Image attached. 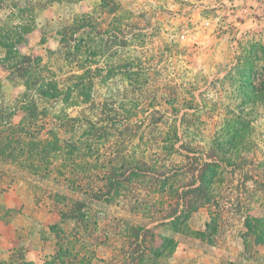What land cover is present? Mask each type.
<instances>
[{"label":"rangeland","instance_id":"obj_1","mask_svg":"<svg viewBox=\"0 0 264 264\" xmlns=\"http://www.w3.org/2000/svg\"><path fill=\"white\" fill-rule=\"evenodd\" d=\"M199 1L0 0V188L17 191L42 264H264V0L236 1L260 24L236 11L231 26ZM35 59L89 88L66 106L38 98L23 124L42 140L55 128L69 156L31 155L29 131L18 155ZM19 246L8 264H36Z\"/></svg>","mask_w":264,"mask_h":264},{"label":"trees","instance_id":"obj_2","mask_svg":"<svg viewBox=\"0 0 264 264\" xmlns=\"http://www.w3.org/2000/svg\"><path fill=\"white\" fill-rule=\"evenodd\" d=\"M79 22H80V19H78L77 17H74L72 19L71 23L68 24L67 26H65L66 31L60 33V35L62 37L61 38V46H63V48H64L63 53L66 55L67 54L75 55L78 51L76 44L71 46L70 42L74 41L73 36L75 35L77 30L81 26ZM64 59L68 60V58H64ZM30 62H32L34 65L33 70L30 72V74H28V76H25V74H24L25 72H23L21 74V76H23L22 78L25 77L24 81H25V85H26L27 90L32 89V87L34 89L33 90V99L30 98L29 101L27 99L26 100L27 102L25 101L23 104V105L28 104V106H29L28 107L29 112H27V115L29 117H27V119L29 118L31 121L30 122L24 121L22 124L12 126L14 128V129H12V131H15V134H16L15 135L16 138L14 141H18L19 145H21L19 150H18L19 151L18 155H20L21 157H22V155H26V153H27V151L24 149L25 146L23 145V138H25L27 135L29 136V134L27 132V131H29V129L26 131L27 127L24 126L23 124L28 125L29 123H33L32 120L36 119V117H37L36 111L38 110L37 105H36V101L38 100V98L41 99L42 102L43 101L47 102V104H48V102L58 100L60 102L61 106H66V105H69L71 103L72 104L77 103V101L86 102L90 98L89 93L86 91L89 88L83 84L80 74H77L76 72H70L65 77L58 79V78H56V76L54 75V72L51 69H46V74H43L42 70L40 69V66H39L37 59L30 60ZM89 84H90V82H89ZM30 96H32V95L29 94V97ZM62 110H59L60 115H65L62 113ZM58 113H56L55 111L53 112L54 115H57ZM55 118L59 122V125H60L61 124L60 121L63 120L62 116H59V117L55 116ZM66 118H65V120L67 122H65V124L70 123L71 124L70 127L76 126V124L74 123L76 120L75 118H69V119H68V117H66ZM76 121H79V120H76ZM3 124H4V126L10 125V123L7 121L3 122ZM7 129H9V128H7ZM53 129H55V128H53ZM53 129H51L49 131V134H48L49 136L45 140L38 138L39 136H38L37 132H35V131L30 132L29 131L30 134L33 135V136H30L31 141L29 142L30 146L28 148L31 155L38 157V154L42 148L43 149L46 148V150H47L46 154H51V155H55L58 152H62L63 154L67 153V156H69V155H71L72 152L76 151V149L78 148L76 143L71 142L72 144H66V146L64 147L60 143L57 132H55ZM4 147H6V145H4L0 151V157L1 158L7 156V155L3 154ZM65 149H67V150H65ZM2 150H3V152H2ZM64 160L67 161L68 158L64 159ZM30 173L33 174L35 172H32V170H31Z\"/></svg>","mask_w":264,"mask_h":264},{"label":"crops","instance_id":"obj_3","mask_svg":"<svg viewBox=\"0 0 264 264\" xmlns=\"http://www.w3.org/2000/svg\"><path fill=\"white\" fill-rule=\"evenodd\" d=\"M248 10H249L248 6H241L239 9H236L235 12L237 11L239 15L241 13L248 14ZM228 22L229 25L227 26H231L232 24L237 23L236 21H232V17L231 20H228ZM17 197H18V193L16 190H14V188H6V189L0 188V263L2 264L10 263L12 261L13 253H15L16 250H18V248L20 247L19 245H22V253L26 261L33 262L36 264H42L45 255L44 253H42L41 249L33 248V243L30 242L29 240H27L26 242L25 241L21 242L20 235L21 233L23 235L26 230L21 229V225L23 223L21 219H23V217L20 216V218L17 219L18 216L16 214L18 213H15L13 211V208L15 207V203L17 201ZM261 246L257 247V249L253 251L255 252L264 251V247ZM236 251H239L238 244ZM223 254L224 252L220 254V259L222 261V264L224 259L221 256ZM228 256H229L228 260H231L232 258L231 254ZM215 261L217 260H214L213 262ZM224 261H225L224 264H226L227 259ZM239 263L245 264L246 262L245 260H242V262L239 260ZM256 264H259V262H256Z\"/></svg>","mask_w":264,"mask_h":264},{"label":"built area","instance_id":"obj_4","mask_svg":"<svg viewBox=\"0 0 264 264\" xmlns=\"http://www.w3.org/2000/svg\"><path fill=\"white\" fill-rule=\"evenodd\" d=\"M236 1L242 2L243 0H206V1H199V2H192L189 6V9L191 11L200 10V11H215L220 12L226 10L228 13H231L232 21L237 16L235 15V10L237 8ZM249 8V21H251L252 24L257 25L260 24V20L256 17L255 14H258L257 10L253 11L254 6H248ZM264 15V11H263ZM229 23V22H228ZM234 23V22H231ZM237 24V23H236ZM232 24V25H236ZM262 24V23H261ZM237 38L233 40V43H236ZM210 161V160H208Z\"/></svg>","mask_w":264,"mask_h":264}]
</instances>
